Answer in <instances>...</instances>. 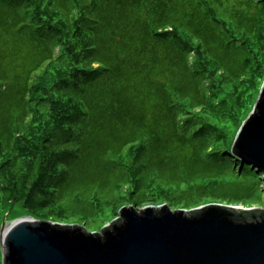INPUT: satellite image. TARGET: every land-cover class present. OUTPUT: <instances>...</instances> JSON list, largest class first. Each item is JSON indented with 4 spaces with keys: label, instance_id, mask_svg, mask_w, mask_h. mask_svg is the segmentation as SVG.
<instances>
[{
    "label": "trees",
    "instance_id": "trees-1",
    "mask_svg": "<svg viewBox=\"0 0 264 264\" xmlns=\"http://www.w3.org/2000/svg\"><path fill=\"white\" fill-rule=\"evenodd\" d=\"M263 82L264 0H0V227L18 209L113 231L128 205L261 220L227 204L262 183L232 148Z\"/></svg>",
    "mask_w": 264,
    "mask_h": 264
},
{
    "label": "water",
    "instance_id": "water-1",
    "mask_svg": "<svg viewBox=\"0 0 264 264\" xmlns=\"http://www.w3.org/2000/svg\"><path fill=\"white\" fill-rule=\"evenodd\" d=\"M232 150L264 174V83ZM157 208L159 213L153 207H123L117 219L125 223L103 235L29 215L9 224L5 220L3 264H264V217L238 222L232 211L215 204L195 217L186 216L190 210Z\"/></svg>",
    "mask_w": 264,
    "mask_h": 264
},
{
    "label": "rangeland",
    "instance_id": "rangeland-1",
    "mask_svg": "<svg viewBox=\"0 0 264 264\" xmlns=\"http://www.w3.org/2000/svg\"><path fill=\"white\" fill-rule=\"evenodd\" d=\"M264 83V82H263ZM263 85V84H262ZM256 103V102H255ZM255 105V104H254ZM254 107V106H253ZM250 166H251V164H249ZM243 166V164L242 163H239L236 167H242ZM251 168H252V166H251ZM253 169V168H252ZM253 170H255V169H253ZM256 172H257V170H255ZM262 178H264V175L263 174H258V175H256V174H252V181L253 182H255V183H257V182H261L262 181V183H261V185L259 186H257L256 188H255V190L253 191V193H252V206L250 207V206H247V207H245V205H241V204H239V205H237V204H235V205H228L227 204V206H230V207H243V208H263L264 209V183H263V180H262ZM209 204H211V203H209ZM209 204H206V205H209ZM130 205H128V207H129ZM124 207V206H123ZM122 207V208H123ZM202 207H205V205H202V206H199V208H202ZM121 208V209H122ZM120 209V210H121ZM141 209H143V208H140L139 209V211L141 210ZM16 210H18V209H15L14 211H10V212H8L7 214H6V216H5V218H4V220H3V222L6 220L7 221V223L9 224V223H11V222H14V221H16L17 219H19V218H22V217H24V216H28V215H25V214H19ZM186 210V209H185ZM175 212H176V210H174ZM119 215H120V211H119ZM118 215V217H116V218H119L120 216ZM33 217V216H32ZM35 218V217H34ZM35 219H37V218H35ZM39 220H41V219H39ZM48 221H50V220H48ZM110 223V222H109ZM109 223H107L105 226H107ZM62 224H66V223H62ZM68 225H75V224H68ZM2 226V225H1ZM82 227H84L85 229H87V231L88 230H90V231H95L94 229V227H88V226H85L84 224H82L81 225ZM103 228H98V230H97V232H100V234L101 235H103ZM0 231H1V227H0ZM0 264H3V255H2V249H1V242H0Z\"/></svg>",
    "mask_w": 264,
    "mask_h": 264
}]
</instances>
